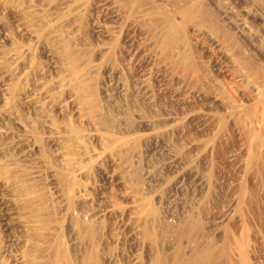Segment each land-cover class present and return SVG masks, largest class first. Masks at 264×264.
Here are the masks:
<instances>
[{"label": "rangeland", "instance_id": "1", "mask_svg": "<svg viewBox=\"0 0 264 264\" xmlns=\"http://www.w3.org/2000/svg\"><path fill=\"white\" fill-rule=\"evenodd\" d=\"M27 248L264 264V0H0V264Z\"/></svg>", "mask_w": 264, "mask_h": 264}, {"label": "bare ground", "instance_id": "2", "mask_svg": "<svg viewBox=\"0 0 264 264\" xmlns=\"http://www.w3.org/2000/svg\"><path fill=\"white\" fill-rule=\"evenodd\" d=\"M183 15L185 18H189L192 19L195 17V12L194 9L192 7H187L185 10L182 11ZM195 45V44H194ZM190 57L192 56L193 58V54L189 55ZM76 211V210H75ZM81 211V210H80ZM69 214V213H68ZM75 215V214H74ZM86 219V218H85ZM79 222V221H78ZM210 257V256H209ZM209 257L207 255L203 256L204 260H208ZM2 259V253L0 250V260ZM66 259H67V264H74V262L72 260H70L67 255H66ZM15 261V260H14ZM15 264H32V251L30 248H27L26 250H24L23 255L20 256V259L16 261ZM87 264H92V261H88Z\"/></svg>", "mask_w": 264, "mask_h": 264}]
</instances>
